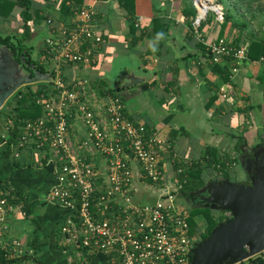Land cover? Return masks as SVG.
I'll return each instance as SVG.
<instances>
[{
  "label": "crops",
  "instance_id": "1",
  "mask_svg": "<svg viewBox=\"0 0 264 264\" xmlns=\"http://www.w3.org/2000/svg\"><path fill=\"white\" fill-rule=\"evenodd\" d=\"M30 1V38L36 31L45 38L46 19L63 26L72 17L63 12V0ZM260 2L264 7V0ZM80 5L94 10L92 26L102 42L91 64L66 65L63 75L69 80L86 79L90 90L101 98L100 105L112 92L118 94L126 117L145 128L159 150L162 180L158 184L143 182L142 177H137L136 163H131L136 173L133 179L136 203L151 204L164 191L175 190V161L186 163L201 159L207 148H213L220 155L236 156L238 162L228 169L230 176L232 168L239 165L240 157L264 148V62L259 59L236 61L229 57L214 59L207 50L208 53L202 50L188 25L190 18L182 14L184 0H135L134 17L138 26L134 25L133 31L118 0H83ZM20 11L16 6L7 18L0 17V35L20 33L23 25ZM154 18L167 26L166 32L159 38L144 36L134 42L142 30L152 28ZM259 21L263 24L256 27ZM248 24L239 44L245 49L250 38L264 39V9ZM201 32L209 40L223 35L233 39L238 33L230 22L221 30V25L210 19L202 24ZM43 47L44 39L32 56L39 64L44 57ZM130 74L141 80L125 85ZM222 86L226 89L225 97L219 91ZM4 118L0 115V125L7 123ZM70 135L73 140L84 138L78 119L72 121ZM240 136L245 143L241 152L235 154L233 145ZM19 153L20 162L10 148L0 146V191L7 185L26 193L40 229L34 245L32 221L16 214L10 221L7 240L16 238L29 255L36 253L41 263L66 264L70 249L61 239L59 229L69 211L46 201V193L54 181L52 170L49 166L32 165L35 161L32 155L25 151ZM93 162L99 167L103 165L99 156ZM244 170L243 177L229 179L247 182L249 171ZM214 173L210 168L201 171L205 185L221 180ZM176 203L188 209L177 192ZM199 226L203 228V224ZM87 264L110 263L106 256L98 253ZM238 264H264V250Z\"/></svg>",
  "mask_w": 264,
  "mask_h": 264
},
{
  "label": "built area",
  "instance_id": "2",
  "mask_svg": "<svg viewBox=\"0 0 264 264\" xmlns=\"http://www.w3.org/2000/svg\"><path fill=\"white\" fill-rule=\"evenodd\" d=\"M191 4L195 9L190 20L192 35L214 59H248L246 49L235 47L230 36L209 40L200 30L208 16L216 24L223 23L222 4L216 0H191ZM93 15L92 7L83 5L67 25L46 19L41 65L51 74V90L37 101L43 113L24 121L10 142L12 122L0 125V146L9 142L16 159L22 161L19 152L25 151L33 154V163L43 166L46 160L45 166L51 168L54 181L46 199L69 211L60 226L63 241L70 247L66 264H82L87 256L98 253L110 264H190L191 248L201 240L202 231L189 232L188 212L175 201L180 184L176 182L175 190L164 191L151 204L134 201L132 162L138 178L154 184L162 180L154 137L126 117L117 94H109L100 105L101 98L90 90L86 79L69 80L63 75L66 65L94 61L102 38L93 29ZM219 91L226 96L223 86ZM74 119L84 130L80 140L70 135ZM96 156L103 159L101 167L93 162ZM8 191H0V248L11 257L30 256L16 238L7 240L12 216H24L21 203L4 195ZM223 216L228 218L230 213L223 212ZM25 260L9 264H36Z\"/></svg>",
  "mask_w": 264,
  "mask_h": 264
},
{
  "label": "trees",
  "instance_id": "3",
  "mask_svg": "<svg viewBox=\"0 0 264 264\" xmlns=\"http://www.w3.org/2000/svg\"><path fill=\"white\" fill-rule=\"evenodd\" d=\"M69 1V2H68ZM232 1V3H230ZM243 1V0H242ZM252 0H250L251 2ZM83 0H63L62 1V10L67 16H72L73 12L80 7ZM216 2L222 4L224 8V21L221 25V30H223L227 23L230 22L232 27H234L238 33L232 39V44L235 47H239L240 44V36L242 32L247 29L248 21L255 20V16L259 11L264 9L260 0H256L255 4L252 5L249 1L245 2L246 6L244 11L242 8L239 10L236 9V5L238 4V0H216ZM229 2V4H228ZM66 3V4H65ZM118 4L124 9L126 13V17L130 22V30H134V25L136 18L134 17L135 11V0H118ZM31 1L30 0H0V17L7 18L12 9L16 6L21 8L20 17L22 18L23 25L21 27V31L19 34L13 35H0V46L4 45L10 49L13 54V57L24 66V70L32 75L31 69H29L26 65H33L34 68L40 72H48L41 64H39L33 57L32 51L33 47L26 43L27 40L30 38L31 30L29 26L30 14L28 9L30 8ZM67 5L68 7H66ZM231 5V6H230ZM256 9V10H255ZM242 11V13H241ZM182 14L185 17H189L190 20L195 15V9L191 4V0H184V6L182 9ZM236 16V17H235ZM211 19V16H208L205 21ZM190 20L188 25L190 26ZM203 21L202 24L205 22ZM201 24V26H202ZM263 22L259 21L256 24L262 25ZM159 28V29H157ZM167 30V26L161 23L157 18H154L153 26L148 31L142 30L140 35L135 38L133 41L137 42L139 39L143 38L144 36H154L155 38H159L162 34H164ZM201 30V27H200ZM202 50L205 52V47L200 43ZM208 53V52H207ZM247 58L250 60L263 58L264 59V39L263 38H256L252 37L249 40V44L246 48ZM49 73V72H48ZM51 75V74H50ZM226 74L225 77L226 78ZM51 90V80L50 81H41L32 84H27L19 87L5 102L4 105L0 108V115L4 116L5 120H10L12 122L11 127V138L9 142L18 136L20 126L26 120H31L38 118L42 115L43 110L41 105L37 102L40 96L47 94ZM114 93V92H112ZM116 94V93H115ZM118 95V94H117ZM119 96V95H118ZM120 98V96H119ZM121 100V98H120ZM9 106V107H8ZM124 112V109H123ZM125 114V112H124ZM126 115V114H125ZM145 135H150L147 130L144 128ZM9 142L5 145V148L9 147ZM245 143L243 136H240L236 143L233 145V149L236 153H240L241 149ZM32 152V151H28ZM33 155V154H32ZM18 162L19 159L17 160ZM46 160H42V165L45 166ZM236 156L233 155H220L218 152L213 148H207L206 152L202 156L201 159L192 160L189 162H178L175 161L174 163V170L176 176V182L180 184V188L177 190V193L185 199H189L194 196V194L200 190L205 184L201 178V171L204 168H210L217 174L220 179H229L228 169L231 164L237 163ZM240 162V161H239ZM33 165V162L31 163ZM0 180L2 181L1 177ZM142 181L154 184L149 179L142 177ZM5 190H9L8 193L4 195L8 198V200L14 203H21L22 211L24 213V217L29 218L33 225H34V245L38 240V234L40 225L38 224L35 217L32 216V209L30 202L28 200V195L21 191L13 190L11 187L7 185L4 186ZM188 212L187 222L190 227L189 232H195L201 230V240L206 238L209 233L211 232L212 228L218 223L223 220H226L227 217L223 215L215 216L210 212V209L207 207L195 208V209H185ZM209 210V211H208ZM198 214V216H196ZM192 215H195V217ZM198 219L203 220V228L200 227ZM59 235L61 239H63V235L60 233ZM33 245V244H32ZM69 250V246H66ZM69 252V251H68ZM94 255L87 256L82 264L89 263ZM32 259L36 264H46L44 262H40L36 256H21V257H11L9 253L5 250L0 248V264H9L13 262H22L25 259Z\"/></svg>",
  "mask_w": 264,
  "mask_h": 264
},
{
  "label": "water",
  "instance_id": "4",
  "mask_svg": "<svg viewBox=\"0 0 264 264\" xmlns=\"http://www.w3.org/2000/svg\"><path fill=\"white\" fill-rule=\"evenodd\" d=\"M26 66L32 75L9 48L0 46V108L19 87L51 80L49 73ZM127 80L125 85L141 79L130 74ZM252 164L247 182L221 179L194 194L204 193L207 208L229 212L230 216L218 222L206 238L193 244L190 264H238L264 250V154L259 158L255 155Z\"/></svg>",
  "mask_w": 264,
  "mask_h": 264
},
{
  "label": "rangeland",
  "instance_id": "5",
  "mask_svg": "<svg viewBox=\"0 0 264 264\" xmlns=\"http://www.w3.org/2000/svg\"><path fill=\"white\" fill-rule=\"evenodd\" d=\"M247 1H249L250 2V0H238V4L236 5V9L237 10H239L240 8H242V11H244L245 10V8H247V7H249V6H246V4H245V2H247ZM233 2H234V0H233ZM255 2H256V0H252L251 2H250V6H251V8H252V5H254L255 4ZM230 3H232V1H230ZM228 4H229V2H228ZM231 6V5H230ZM242 11H241V13H242ZM16 33H18V32H16ZM15 33V34H16ZM17 35V34H16ZM43 34L42 33H39V32H35V33H33L32 34V36H31V38L29 39V41L27 40L26 41V43L27 44H29V45H31V46H33V51H32V56H34L35 55V52H36V50H38L37 48H38V46H39V44H40V42H42V39H44L43 38V36H42ZM4 105V104H3ZM9 107V106H8ZM240 159L243 161L244 159L242 158V157H240ZM244 168L246 169V171L248 172L249 170L247 169V166H246V164H244L243 162H241L240 161V163H239V165H236L235 167H233L232 168V170H231V172H230V178L232 179V180H234V179H236V177H243L244 176V172H245V170H244ZM30 170H33V169H30ZM215 174V173H214ZM216 176H217V174H215ZM215 176V177H216ZM47 194V193H46ZM45 200V199H44ZM46 201H47V199H46ZM45 201V202H46ZM176 201V200H175ZM178 202H180L179 200H177V203ZM181 203V202H180ZM179 203V204H180ZM181 205V204H180ZM209 211V210H208ZM210 212L212 213V214H214L215 216H219V215H222V212H216V211H213V210H210ZM195 217V215H192V217ZM196 216H198V214H196ZM12 217H14V215L12 216ZM199 220V223L200 224H203V220L202 219H198ZM9 235H10V232H9ZM21 250H24V248H23V246L21 245ZM25 262L26 261H28V260H24Z\"/></svg>",
  "mask_w": 264,
  "mask_h": 264
},
{
  "label": "flooded vegetation",
  "instance_id": "6",
  "mask_svg": "<svg viewBox=\"0 0 264 264\" xmlns=\"http://www.w3.org/2000/svg\"><path fill=\"white\" fill-rule=\"evenodd\" d=\"M35 59V58H34ZM36 60V59H35ZM258 152H252V153H246L245 156H243L242 158L244 159L243 161L240 160L241 162H243L244 164H246L247 169L250 170V168H252L253 164L252 161L254 159V156L256 155L258 158L260 156H262L264 154V148H259V150H257ZM206 195L202 192H199L198 194L194 195L193 197L187 199H184V202L186 204V206L188 207V209H197V208H201V207H206L205 204L206 202L203 200V198Z\"/></svg>",
  "mask_w": 264,
  "mask_h": 264
}]
</instances>
